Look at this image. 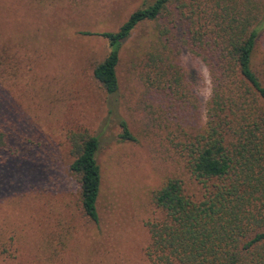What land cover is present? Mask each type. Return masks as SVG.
Returning a JSON list of instances; mask_svg holds the SVG:
<instances>
[{"label": "rangeland", "instance_id": "1", "mask_svg": "<svg viewBox=\"0 0 264 264\" xmlns=\"http://www.w3.org/2000/svg\"><path fill=\"white\" fill-rule=\"evenodd\" d=\"M155 1L0 0V132L10 139V150H0V264H153L146 255L147 223L160 217L153 192L173 177L189 196L202 198V185L166 134L199 131L206 104L199 98L201 108L193 111L145 95L131 74L156 24L141 25L124 43L115 99L93 75L110 51L102 34L117 32ZM176 32L179 60L199 58L182 42L181 24ZM263 58L264 38L255 64ZM122 120L136 141L121 138ZM79 131L100 141L98 223L84 216L70 170L68 137Z\"/></svg>", "mask_w": 264, "mask_h": 264}, {"label": "trees", "instance_id": "2", "mask_svg": "<svg viewBox=\"0 0 264 264\" xmlns=\"http://www.w3.org/2000/svg\"><path fill=\"white\" fill-rule=\"evenodd\" d=\"M161 19L167 21L160 24ZM150 23L155 28L130 68L145 95L160 94L193 111L201 108L179 60V24L182 42L211 68L216 87L199 131L166 134L168 146L204 194L195 200L173 177L153 192L160 217L147 223L146 255L153 264H264V58L255 64L264 38V0H156L135 11L117 32L102 34L110 51L93 75L112 99L120 89L123 45ZM114 108L115 100L111 112ZM121 127L122 139L136 141L124 120ZM68 138L81 210L98 223L99 138L86 131ZM9 140V133L0 132V150H10Z\"/></svg>", "mask_w": 264, "mask_h": 264}, {"label": "clouds", "instance_id": "3", "mask_svg": "<svg viewBox=\"0 0 264 264\" xmlns=\"http://www.w3.org/2000/svg\"><path fill=\"white\" fill-rule=\"evenodd\" d=\"M191 54H184L180 57L182 66L184 67L191 90L195 96L200 98L203 104L211 102L215 93V82L211 68L200 58L190 59ZM196 73V79H192V73ZM202 120L207 119L206 113L202 114Z\"/></svg>", "mask_w": 264, "mask_h": 264}]
</instances>
